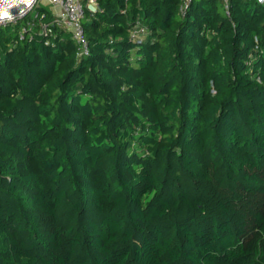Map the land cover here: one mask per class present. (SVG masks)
<instances>
[{"label":"trees","instance_id":"1","mask_svg":"<svg viewBox=\"0 0 264 264\" xmlns=\"http://www.w3.org/2000/svg\"><path fill=\"white\" fill-rule=\"evenodd\" d=\"M98 4L0 27V264H264V4Z\"/></svg>","mask_w":264,"mask_h":264},{"label":"built area","instance_id":"2","mask_svg":"<svg viewBox=\"0 0 264 264\" xmlns=\"http://www.w3.org/2000/svg\"><path fill=\"white\" fill-rule=\"evenodd\" d=\"M99 0H36L29 10L17 17L0 20V27L9 24H17L21 20H25L19 31V40H25L29 33L40 23L41 18L36 11V7L47 5L52 12L53 18L49 23H40L41 29L46 34H52L55 26L68 31L76 41L80 55L89 53V43L85 36L83 20L87 12L95 14L99 11ZM264 4V0H258ZM32 15L31 19H27L28 15ZM141 32H144L141 29ZM139 32H135L138 35ZM31 37V36H30Z\"/></svg>","mask_w":264,"mask_h":264},{"label":"water","instance_id":"3","mask_svg":"<svg viewBox=\"0 0 264 264\" xmlns=\"http://www.w3.org/2000/svg\"><path fill=\"white\" fill-rule=\"evenodd\" d=\"M35 2L36 0H32L30 6L24 3H17L14 4L12 7H8L7 11L9 13V16L13 18L26 13L29 10V8L32 7V5H34ZM0 7H7V5H4L2 2H0ZM5 19H9V18H5Z\"/></svg>","mask_w":264,"mask_h":264},{"label":"clouds","instance_id":"4","mask_svg":"<svg viewBox=\"0 0 264 264\" xmlns=\"http://www.w3.org/2000/svg\"><path fill=\"white\" fill-rule=\"evenodd\" d=\"M0 2H2L4 5H7V7H0V20H4L5 18H11L7 11L8 7H12L14 4L17 3H24L30 6L32 0H0Z\"/></svg>","mask_w":264,"mask_h":264},{"label":"rangeland","instance_id":"5","mask_svg":"<svg viewBox=\"0 0 264 264\" xmlns=\"http://www.w3.org/2000/svg\"><path fill=\"white\" fill-rule=\"evenodd\" d=\"M44 7H48L47 5L43 4Z\"/></svg>","mask_w":264,"mask_h":264}]
</instances>
